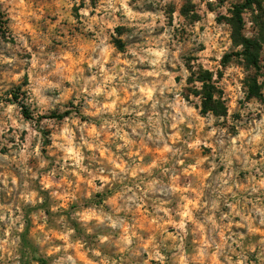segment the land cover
Here are the masks:
<instances>
[{"label":"rangeland","instance_id":"374dc122","mask_svg":"<svg viewBox=\"0 0 264 264\" xmlns=\"http://www.w3.org/2000/svg\"><path fill=\"white\" fill-rule=\"evenodd\" d=\"M243 1L0 0V264H264V0L257 73Z\"/></svg>","mask_w":264,"mask_h":264},{"label":"trees","instance_id":"16d2710c","mask_svg":"<svg viewBox=\"0 0 264 264\" xmlns=\"http://www.w3.org/2000/svg\"><path fill=\"white\" fill-rule=\"evenodd\" d=\"M255 0H244L241 3H236L232 6L231 17L227 19L230 26L231 32L230 37L235 45H240L241 50L237 52L236 55H241L245 63L251 67L256 73L260 70V56H259V44L255 39L247 38L242 33V12L252 6ZM229 55L226 54L221 58L222 65H225L229 61ZM197 76V81L201 83V89L197 95L201 99V111L203 113L212 112L214 114H219V102L215 96L214 86H213V75L208 70H200ZM248 94L251 97H258L259 92L256 85V80L253 79L252 82L247 84ZM22 113L25 117L30 118V113L28 112L25 105H21ZM55 117V116H52ZM56 117L62 118L63 114L57 115Z\"/></svg>","mask_w":264,"mask_h":264},{"label":"clouds","instance_id":"9594fccd","mask_svg":"<svg viewBox=\"0 0 264 264\" xmlns=\"http://www.w3.org/2000/svg\"><path fill=\"white\" fill-rule=\"evenodd\" d=\"M108 2H109V6H111L112 4H114L116 2V0H108ZM119 2L121 4H123L124 7H125V10L128 11V9H127V0H119ZM149 51H152V50L150 49ZM133 55H136V53L133 52ZM154 55H155L156 59L152 60L151 63L153 65H157L158 66L159 63L161 62V58H165L166 57L167 52H166L165 49L161 48L159 51H155ZM129 64L132 65L133 62L130 61ZM150 74L151 75H156L157 73L153 72V73H150ZM112 79H113L112 77H108L107 78L108 82H110ZM94 81H95V77H93L92 80L88 81L87 83L88 84H92V83H94ZM53 87H55V86H53ZM33 91H37V90L33 89ZM93 92L98 95V94H100L101 89L100 88H94ZM111 94L114 95L115 91L113 90V92ZM137 103H139V101ZM177 104H183V101L178 100ZM107 107H108V109H111L112 105H108ZM189 111H191V110H189ZM134 131H135V129H134ZM65 132L68 134L67 138L69 140V147L67 148V151H69L71 153L73 150H72V148L70 146V141H71V137H72L73 134H72L71 130L67 129V128L65 129ZM255 139L258 140L259 136L255 137ZM197 143H199V142H197ZM76 156H77V159L75 160V162H76L77 165H79L80 162L83 160V156L79 154L78 150L76 152ZM262 222H264V221H262ZM213 223H214V221H213ZM180 227H183V224H181Z\"/></svg>","mask_w":264,"mask_h":264}]
</instances>
